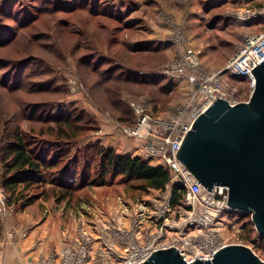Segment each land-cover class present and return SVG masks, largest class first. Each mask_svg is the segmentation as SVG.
<instances>
[{"label": "rangeland", "instance_id": "374dc122", "mask_svg": "<svg viewBox=\"0 0 264 264\" xmlns=\"http://www.w3.org/2000/svg\"><path fill=\"white\" fill-rule=\"evenodd\" d=\"M263 8L264 0H0V197H5V205L0 201V232L7 241L16 238L19 216L28 226L29 219L48 220V235L54 238L48 253L37 260L45 264L81 220L92 218L89 206L111 212L119 197L136 201L153 192L112 174L104 186L90 184L102 182L97 147L101 141L95 137L101 130L99 117L120 128L132 127L121 125L104 108L112 88L122 89L121 103L130 113L134 111L129 99L143 96L152 98L160 115L165 114L181 99L183 87L176 82L184 79L167 76L164 66L192 49L200 53L209 73L221 71L247 34L264 30V17L241 21L235 16ZM138 72L157 76L146 85L120 81L139 77ZM110 78L113 84L106 83ZM225 79L237 88V98L249 100L252 89L245 77ZM74 82L80 85L76 92ZM68 115H77L87 127L83 137L56 142L38 134L47 117ZM94 120L100 129L90 134ZM18 133L40 152L55 155L59 165L47 170L40 184L20 187L18 203L9 204L3 187L7 146ZM232 219L226 233L229 242L252 247L264 260L263 239L250 215L233 210L226 217L228 224Z\"/></svg>", "mask_w": 264, "mask_h": 264}, {"label": "built area", "instance_id": "2783aa9c", "mask_svg": "<svg viewBox=\"0 0 264 264\" xmlns=\"http://www.w3.org/2000/svg\"><path fill=\"white\" fill-rule=\"evenodd\" d=\"M238 13L235 17L246 21L264 17V8ZM180 41L186 42V38ZM263 60L264 30L247 34L237 53L217 73H209L202 65L200 53L192 49L166 64L163 73L175 80L192 82L191 76L194 77L186 99L172 113L155 115L151 99L131 98L137 123L121 131L140 143L138 157L169 171V182L163 189L150 190L153 192L136 201L119 197L117 208L111 212L89 206L88 215L92 218L81 220L76 232L65 236L64 247L44 263L143 264L155 252L174 247L191 263L195 259L212 260L224 247L241 244L230 243L226 236L234 222L232 219L228 224L226 220L233 211L227 205L228 187L206 190L177 155L197 118L218 98L231 105L242 102L237 98V88L225 77H245L253 91L255 77L251 71ZM79 87L77 82L73 83V91ZM4 200V196L0 197L3 205Z\"/></svg>", "mask_w": 264, "mask_h": 264}, {"label": "water", "instance_id": "95a60500", "mask_svg": "<svg viewBox=\"0 0 264 264\" xmlns=\"http://www.w3.org/2000/svg\"><path fill=\"white\" fill-rule=\"evenodd\" d=\"M251 72L255 87L249 100L231 105L218 98L197 118L177 157L206 190L228 187L227 205L249 214L264 238V60ZM143 264H264V260L250 247L232 244L212 260L189 263L174 247L155 252Z\"/></svg>", "mask_w": 264, "mask_h": 264}, {"label": "trees", "instance_id": "16d2710c", "mask_svg": "<svg viewBox=\"0 0 264 264\" xmlns=\"http://www.w3.org/2000/svg\"><path fill=\"white\" fill-rule=\"evenodd\" d=\"M137 74L141 77L139 76L133 78L132 76H128L126 79L120 78V81H131V83L134 84L146 85L150 84L157 76V74L151 72H138ZM109 82L113 84L111 78L106 81V83ZM112 89L113 95L111 96V101L108 99L104 108L110 115L112 113L111 116L120 122L121 125L135 126L137 123L135 115L130 113V111L126 108L123 109L124 107L121 103V93L119 94L118 92V90L121 91L122 89L120 90L118 87H115V85ZM107 90L108 89L104 90L105 94H108ZM151 101L154 105L153 112L155 115H160L158 111L159 108H157L156 103H154L155 101L152 98ZM113 111H115L114 114ZM80 120L81 119L77 115H68L66 117H47L46 121L41 123L39 129L35 128L37 131L39 130L38 134L43 138L51 137L55 138L56 142H59V140L69 142L71 139H79L83 137V133L87 131H82L84 130V127H87L82 126L81 123H79ZM92 128L94 129L89 130L90 134L95 131L97 132L100 129L99 125H96L95 120ZM97 147H99L98 156L101 158L102 173L99 178L102 182H98L97 179H95L93 183H90L94 186H104L106 184V176L109 174H112L115 177H121L122 180L124 179L129 183L139 184L142 190L148 191L163 189L170 180V173L163 166L153 165L150 161L142 157L120 154L114 148H107L101 143ZM58 165L59 159L55 155L53 156L49 153L46 154L40 152V150L35 149V146H31L26 139V135L23 133L16 134L14 140L7 146V175L4 177L3 181V187L10 196L9 204L18 203L20 199V193L18 192L20 187H32L40 184L43 181L47 170H52ZM57 175H59V173ZM84 182L85 181L82 180V186L87 184ZM174 193L176 195L175 199H177V196H179L178 188L175 189ZM24 206H28V203L24 204ZM262 239L263 241L261 245L263 246L264 238ZM256 247L259 248V246Z\"/></svg>", "mask_w": 264, "mask_h": 264}, {"label": "crops", "instance_id": "0c3cea01", "mask_svg": "<svg viewBox=\"0 0 264 264\" xmlns=\"http://www.w3.org/2000/svg\"><path fill=\"white\" fill-rule=\"evenodd\" d=\"M193 78L191 76L192 82L194 81ZM192 82L190 80L176 82L179 84L180 89L183 87L181 89V99L170 106L167 114L172 113L186 99L192 89ZM98 120L101 130L96 133L95 137L101 141L102 145L133 157L139 156L140 143L127 139L119 124L104 115L100 116ZM19 219L21 222L19 230L15 231V240L10 239L7 241V235H2L0 232V264H39L37 260L48 253L49 242L54 238L48 235L50 223L48 220L43 222L44 220L34 221V219H29L30 225L28 226L24 218L19 216ZM23 229L28 231L27 235H23Z\"/></svg>", "mask_w": 264, "mask_h": 264}]
</instances>
